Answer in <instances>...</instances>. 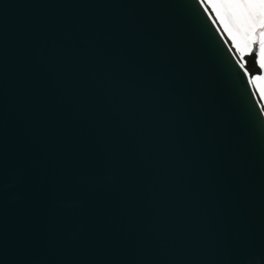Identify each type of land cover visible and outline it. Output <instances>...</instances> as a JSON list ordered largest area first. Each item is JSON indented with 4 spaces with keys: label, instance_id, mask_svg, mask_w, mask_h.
I'll return each instance as SVG.
<instances>
[{
    "label": "water",
    "instance_id": "obj_1",
    "mask_svg": "<svg viewBox=\"0 0 264 264\" xmlns=\"http://www.w3.org/2000/svg\"><path fill=\"white\" fill-rule=\"evenodd\" d=\"M220 35L199 0H0V264H264L263 109Z\"/></svg>",
    "mask_w": 264,
    "mask_h": 264
},
{
    "label": "snow or ice",
    "instance_id": "obj_2",
    "mask_svg": "<svg viewBox=\"0 0 264 264\" xmlns=\"http://www.w3.org/2000/svg\"><path fill=\"white\" fill-rule=\"evenodd\" d=\"M201 8L205 4L211 5L215 11V19L219 22H213V27L219 30L224 29V35H227L231 44L227 45L229 53L235 48L243 60L244 67L240 69L247 78L248 87L251 88V81L259 80L264 77V0H199ZM205 14L212 19V15L205 10ZM231 20L237 31L234 34L229 28L226 20ZM220 35V39H224ZM247 52L248 56L243 53ZM254 58L256 67L260 70L258 74H253L248 70L249 59ZM236 60V55H232ZM254 95V94H253ZM264 117V112L260 113Z\"/></svg>",
    "mask_w": 264,
    "mask_h": 264
},
{
    "label": "bare ground",
    "instance_id": "obj_3",
    "mask_svg": "<svg viewBox=\"0 0 264 264\" xmlns=\"http://www.w3.org/2000/svg\"><path fill=\"white\" fill-rule=\"evenodd\" d=\"M204 9L206 10V8L209 10V15H212V21L217 23V26L219 27V22L216 21L215 19V11H214V8L211 6V5H207L205 4L204 6ZM207 11V10H206ZM227 22H228V25H229V28L233 31V33L235 34L236 31H237V28L235 26V24L231 21V20H228L226 18ZM219 32H221L223 35H224V29H220ZM224 37L228 40L229 44H231V41L228 39L227 35H224ZM237 58H238V62H239V65L240 67H244V63H243V60L241 59L240 55L237 53L236 49L233 48ZM244 56L248 55L247 52H244L243 53ZM249 82V81H248ZM251 88L255 94V97L256 99L258 100V103H259V107L261 109H263V112H264V77H261V79L259 80H254V81H251Z\"/></svg>",
    "mask_w": 264,
    "mask_h": 264
}]
</instances>
